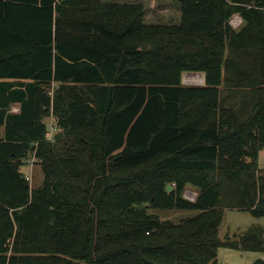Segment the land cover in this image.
<instances>
[{"label": "trees", "instance_id": "16d2710c", "mask_svg": "<svg viewBox=\"0 0 264 264\" xmlns=\"http://www.w3.org/2000/svg\"><path fill=\"white\" fill-rule=\"evenodd\" d=\"M177 5L178 21L148 22L141 0H0V264L264 252L259 227L219 235L226 209L264 216V0ZM31 153L37 188L22 171Z\"/></svg>", "mask_w": 264, "mask_h": 264}, {"label": "rangeland", "instance_id": "374dc122", "mask_svg": "<svg viewBox=\"0 0 264 264\" xmlns=\"http://www.w3.org/2000/svg\"><path fill=\"white\" fill-rule=\"evenodd\" d=\"M113 1H134V0H113ZM144 2L147 8V16L146 20L148 22L155 21L156 17L153 15L154 11L152 7H166L172 0H141ZM177 0H175L176 2ZM174 9V8H173ZM172 10V9H171ZM180 17V16H179ZM178 18V17H176ZM163 21V20H162ZM167 22V21H164ZM230 23L236 29H239L243 24V19L239 14H235ZM187 74L198 75V72H185L182 77V83L184 85H198L193 83L192 81H185V77ZM202 75V74H199ZM203 76V75H202ZM205 79V78H204ZM205 84V82H204ZM202 84V85H204ZM52 84L50 86V90L53 89ZM14 111L18 110V108H13ZM48 129H49V139H52L55 133V127L53 126V119L46 118L45 119ZM2 127H0L1 129ZM259 167L264 171V153L261 154ZM22 171L24 175L28 177L30 180L31 188H37L42 185L44 174L42 171V167L40 161L35 158L34 154L31 153L25 159L24 164L22 166ZM184 196L189 200H196L198 196L197 189L192 186L188 185L185 191ZM149 212L151 214H158L162 220H172L174 222H180L187 216L191 215L190 210H177V209H170V210H157L150 208ZM252 227H259L264 231V216L256 217L252 214L249 210H240V209H226L224 211V217L219 229V235L221 238H225L226 236H235L236 234L242 233ZM258 257L264 258V252H249V251H241L237 249H230L226 247H221L218 250V260L220 263L223 264H253L254 260Z\"/></svg>", "mask_w": 264, "mask_h": 264}, {"label": "crops", "instance_id": "0c3cea01", "mask_svg": "<svg viewBox=\"0 0 264 264\" xmlns=\"http://www.w3.org/2000/svg\"><path fill=\"white\" fill-rule=\"evenodd\" d=\"M164 6H162L160 8H158V7H154L153 8L152 7V9L154 11L153 15L156 17V20L155 21H162L163 20V22L164 21L172 22V21H178L180 19V17H179L180 16V9H179V7L177 5V1L175 2V0H172V2H170V4H168V6L167 5H166V7H164ZM176 17H178V18H176ZM198 73L199 74H202L203 76L198 74L200 77H202V81L201 82H198L196 84L202 85L205 82V79H204L205 78V74L203 72H198ZM187 75H190V74H187ZM185 81H187V80H185ZM14 107L15 108H18V110L14 111L13 110ZM10 111L11 112H14V113L19 112L20 111V105L17 104V103L12 104ZM3 129H4V127H2L0 129V133L3 131ZM262 153H264V150L260 153V157H261V154ZM196 213L197 212H195V211H191V215L190 216L195 215Z\"/></svg>", "mask_w": 264, "mask_h": 264}, {"label": "bare ground", "instance_id": "6f19581e", "mask_svg": "<svg viewBox=\"0 0 264 264\" xmlns=\"http://www.w3.org/2000/svg\"><path fill=\"white\" fill-rule=\"evenodd\" d=\"M185 80H187V82L190 80L193 83H198L202 81V77H200L199 75H186Z\"/></svg>", "mask_w": 264, "mask_h": 264}, {"label": "water", "instance_id": "95a60500", "mask_svg": "<svg viewBox=\"0 0 264 264\" xmlns=\"http://www.w3.org/2000/svg\"><path fill=\"white\" fill-rule=\"evenodd\" d=\"M167 190L170 192L173 190L172 185H168ZM253 264H264V258L258 257L257 259L254 260Z\"/></svg>", "mask_w": 264, "mask_h": 264}]
</instances>
